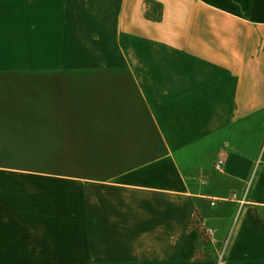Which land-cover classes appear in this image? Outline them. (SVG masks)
Here are the masks:
<instances>
[{"label":"crops","instance_id":"obj_1","mask_svg":"<svg viewBox=\"0 0 264 264\" xmlns=\"http://www.w3.org/2000/svg\"><path fill=\"white\" fill-rule=\"evenodd\" d=\"M5 138L69 159L11 167L59 190L30 194L41 244L0 262L50 253L65 185L91 264H216L226 239L221 264H264V0H0Z\"/></svg>","mask_w":264,"mask_h":264},{"label":"rangeland","instance_id":"obj_2","mask_svg":"<svg viewBox=\"0 0 264 264\" xmlns=\"http://www.w3.org/2000/svg\"><path fill=\"white\" fill-rule=\"evenodd\" d=\"M5 137V136H2ZM28 143V144H27ZM10 140L5 138L0 140V175L11 177L5 182L0 179V192H2V198L0 202L2 205L11 208V212H14V208L17 213V223L19 230L17 232L18 237H14L13 231H3L0 236V242L7 244V250H13L18 248L19 250H25L22 245L27 244L28 249L34 246L36 250V245L41 244V241L36 239V231L26 229V222L30 219H40L41 213H36V210L32 209L29 202L32 201L30 194L39 191H56L59 190V184L54 180L44 181L39 175H32L34 173L25 172L22 170L14 169L6 165V162H12L17 164H24L32 162L38 165L50 166L53 170L57 172L61 171V159L65 162L69 159V153L65 150V143L62 145L55 144H36L34 141H27L23 144H15L13 146H29L33 149L30 150H11ZM48 146L49 150H41L37 148H42ZM52 148H58L59 150H54ZM81 152L75 151L74 155L80 158ZM63 169H67L63 167ZM61 178H58L59 180ZM63 186V185H62ZM13 193L16 194L14 198ZM63 193V203H61V233L56 229L57 226L56 219L57 215L54 211L49 214H44L43 217L49 223V254L42 256L41 254L26 253L21 252L18 256L9 257L2 254L3 258H19L21 261H3L0 264H91L89 261V247L81 246L79 241L75 237V228L78 226V231H81L84 227L87 228L88 223L85 224L81 221L83 216H75L68 212L67 204H64V197L68 195V187L65 185L62 187ZM12 194V195H11ZM6 195H8L6 198ZM5 210L6 208L3 207ZM8 212V211H7ZM32 214V216H31ZM38 215V216H36ZM4 218L9 221V224L13 225L10 221L11 216L9 214L3 215ZM78 217V223L75 224V219ZM22 227V228H21ZM47 233V232H44ZM61 234V239L59 235ZM31 236H34L33 238ZM40 248V247H39ZM40 250V249H39ZM45 250V248H44ZM44 254H46L44 252ZM219 258V257H218ZM97 264V263H94ZM218 264V260L216 262Z\"/></svg>","mask_w":264,"mask_h":264},{"label":"trees","instance_id":"obj_3","mask_svg":"<svg viewBox=\"0 0 264 264\" xmlns=\"http://www.w3.org/2000/svg\"><path fill=\"white\" fill-rule=\"evenodd\" d=\"M6 165L9 167L30 169V170H39V171H44V172H49V173H61V171L57 172V170H53L52 168H50V166H48V164L47 165H43V164L38 165V164H34L32 162L24 163V164L6 162Z\"/></svg>","mask_w":264,"mask_h":264},{"label":"built area","instance_id":"obj_4","mask_svg":"<svg viewBox=\"0 0 264 264\" xmlns=\"http://www.w3.org/2000/svg\"><path fill=\"white\" fill-rule=\"evenodd\" d=\"M223 168V161L220 160L217 164H216V169L217 170H222ZM234 196H237V194L235 193ZM207 233L209 236H212L213 235V230L211 228H209L207 230ZM227 246H228V239L225 240V244H223V246L221 247L220 251H219V258H218V264H221L223 262V259H224V255H225V252H226V249H227Z\"/></svg>","mask_w":264,"mask_h":264}]
</instances>
